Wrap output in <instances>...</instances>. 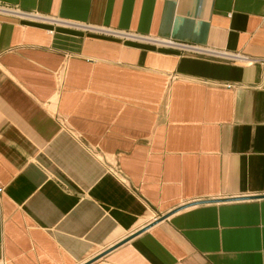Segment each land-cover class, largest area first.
Returning a JSON list of instances; mask_svg holds the SVG:
<instances>
[{
  "label": "crops",
  "instance_id": "crops-1",
  "mask_svg": "<svg viewBox=\"0 0 264 264\" xmlns=\"http://www.w3.org/2000/svg\"><path fill=\"white\" fill-rule=\"evenodd\" d=\"M264 0H0V264H264Z\"/></svg>",
  "mask_w": 264,
  "mask_h": 264
},
{
  "label": "built area",
  "instance_id": "built-area-1",
  "mask_svg": "<svg viewBox=\"0 0 264 264\" xmlns=\"http://www.w3.org/2000/svg\"><path fill=\"white\" fill-rule=\"evenodd\" d=\"M261 63L264 64V60H261ZM2 191V188L0 187V192Z\"/></svg>",
  "mask_w": 264,
  "mask_h": 264
}]
</instances>
